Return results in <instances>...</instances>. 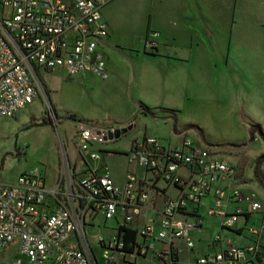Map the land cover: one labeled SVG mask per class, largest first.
Segmentation results:
<instances>
[{
    "label": "built area",
    "instance_id": "obj_1",
    "mask_svg": "<svg viewBox=\"0 0 264 264\" xmlns=\"http://www.w3.org/2000/svg\"><path fill=\"white\" fill-rule=\"evenodd\" d=\"M111 1L0 0V117L14 118L38 97L39 70L62 71L67 78L107 79L108 28L101 11ZM156 38V33H149L145 48L154 51ZM128 125L135 127L134 122L78 126L73 138L76 160L65 158L64 184L59 181L48 188L36 168L22 172L12 183H0V264H114L116 254L131 260L151 254L156 264H176L177 241L182 240L189 252L194 249L190 232L202 224L196 209L209 195L213 202L208 215L218 219L221 230L238 233L239 218L263 217L257 226H243L246 245L229 244L216 234L213 249L199 255L195 264H261L264 204L256 193L237 187V168L212 148L188 137H182L179 147H165L145 132L141 138L132 137L122 153L144 178L128 172L122 185L114 183L104 159L115 154L111 144L124 136L115 138V131ZM157 183L176 190L159 211L152 206L156 193L152 186ZM147 207L151 217L137 231L134 251L127 253L118 230ZM97 215L116 219V234L106 240L95 235L91 247L86 229L94 226ZM13 245H18L23 260L4 259ZM98 250L99 259L94 257Z\"/></svg>",
    "mask_w": 264,
    "mask_h": 264
},
{
    "label": "rangeland",
    "instance_id": "obj_2",
    "mask_svg": "<svg viewBox=\"0 0 264 264\" xmlns=\"http://www.w3.org/2000/svg\"><path fill=\"white\" fill-rule=\"evenodd\" d=\"M118 1L103 11L105 14L106 10H114L117 18L114 40L122 44L116 49L105 46L108 56L106 80L94 75L67 78L62 71L39 70L38 97L14 118L0 117V183H12L22 172L36 168L44 175L48 188H52L59 181L64 184L65 158L68 156L71 162L76 160L73 138L78 126H122L129 122H134L133 130L111 144L117 151L104 159L105 167L117 184L128 172L143 178L142 170L128 165L122 153L128 148L132 137L141 138L145 132L157 137L165 147L177 145L181 139H177L176 135H184L182 137H188L202 147L212 148L219 157L233 164L240 174L252 175L255 160L264 156V142L257 133L250 141L248 133L250 126L255 125L264 134V106L261 107L258 96L262 76L258 70H235L234 76L225 82L221 103H191L179 110L175 117L169 111L161 109L162 103H168L167 98L142 87L138 74L141 67L137 59L139 57L128 49L130 45L139 50L143 48L144 43L140 42L138 37L146 30L150 20L152 0ZM230 83H233L234 91L236 90L233 98L227 91ZM238 93L243 103L235 102L234 97ZM262 93L264 94V91ZM225 94L230 96L225 97ZM143 97L146 102L141 101ZM145 105H159L161 108L151 110L152 115H143L142 107H146ZM245 112L251 116H246ZM186 126L198 128L204 136V141L197 130H185ZM257 138L259 141L255 140ZM217 145L223 147H216ZM69 165L71 166V163ZM262 166L260 170L264 178ZM255 183L262 192V188L256 181ZM157 187L161 188L162 184L158 183ZM152 189L155 187L152 186ZM175 193L176 190L170 187L168 194L173 196ZM212 202L211 197L206 199L202 209L204 227L200 237L204 242L217 233L218 219L209 216L207 212ZM156 217L153 215V218ZM117 219L121 220L120 217ZM134 223L135 221L129 224ZM237 223L238 226L242 225V218H239ZM93 225L86 229L91 247H95L94 235H100L106 240L116 234V219L104 220L101 215H97ZM192 232L193 237L197 238V231ZM243 232L246 235L247 231ZM223 233L228 240H234L236 237L235 233L228 230ZM96 253L99 256V250ZM1 257L0 254V259ZM3 257L6 260H23L18 245L8 248ZM129 261V256H113V262L116 264H131ZM136 264H152L151 254L144 259L137 257Z\"/></svg>",
    "mask_w": 264,
    "mask_h": 264
},
{
    "label": "crops",
    "instance_id": "obj_3",
    "mask_svg": "<svg viewBox=\"0 0 264 264\" xmlns=\"http://www.w3.org/2000/svg\"><path fill=\"white\" fill-rule=\"evenodd\" d=\"M115 2L116 0L111 1L101 11L102 19L108 28V38L105 46L112 49L120 47L121 44L115 41L114 33L117 18L114 10H106L105 14L103 11ZM117 2L119 1L117 0ZM149 21L146 30L138 37L139 41L144 43L143 48L139 50L134 45H130L128 49L130 52L135 53L136 57H139L137 59L141 67L138 74L143 84L142 87L151 91V93L162 94L161 97L167 98L168 103H162V108L159 105L155 107L145 105L146 108L152 111L161 108L176 117L179 110L186 108L191 103H221L223 90L226 87L225 82L231 76H234L235 70L238 72L247 68L258 70L259 75L262 76V86H260L258 96L263 108L264 0H152ZM147 28H149V33L157 34V47L154 51L145 48ZM105 54L108 72L106 50ZM227 91L233 98L236 91H234L233 83L227 86ZM229 94H225V97ZM141 99V101L146 102L144 97ZM234 100L239 104L240 101L244 102L240 97V93L236 94ZM245 115L251 116L246 112ZM182 136L176 135L177 139H182ZM255 140L259 141L258 138ZM180 143L181 140L172 148L179 147ZM262 167L264 168V165ZM184 173V171H179L181 176ZM123 179L119 184L113 180L116 185H122ZM157 185L158 183L155 186L156 193L152 196V206L159 211L164 201L167 198L175 197L176 193L173 196L169 195L168 190L170 187L166 188L162 185L161 188H158ZM237 187L243 192L256 193L264 204V190L261 188L262 192L258 190V186L250 173L240 174L238 170ZM158 191L160 193H157ZM210 197L211 195L207 196L196 209L197 214L202 218V224L200 229L196 230L197 238H194V235L191 234L194 232H190L194 243L193 251H187L182 240L176 242L175 246L180 251L176 264H195V260L199 255L213 249L211 240L216 234H220L229 244L246 245L248 239L244 235L243 226H257L262 220L263 216L261 214H253L243 218L242 225L238 227L239 230L238 233H235L234 240H228L223 235L224 230L220 229L217 220V233L204 242L200 237L204 227L202 209L206 199ZM239 207L244 209L242 204ZM141 211L134 218V225L129 224L128 228L139 231L142 225L151 217L149 207L143 208ZM159 245L155 243V247ZM94 257L100 258L99 256ZM137 257L144 259L147 256ZM137 257L129 262L136 264ZM151 263H157L152 256ZM261 264H264V260Z\"/></svg>",
    "mask_w": 264,
    "mask_h": 264
},
{
    "label": "trees",
    "instance_id": "obj_4",
    "mask_svg": "<svg viewBox=\"0 0 264 264\" xmlns=\"http://www.w3.org/2000/svg\"><path fill=\"white\" fill-rule=\"evenodd\" d=\"M149 35V28H147L146 31V38ZM145 38V40H146ZM146 51V50H144ZM143 108V114H151L152 115V111L146 107H142ZM43 124L45 123V120H43L42 122ZM189 129H195L199 132V135L201 137V140L204 141V136L202 134V132L196 128L195 126H186L185 130H189ZM174 131L175 127H174ZM248 133H249V140L252 141L253 140V136L255 133H257V135L260 137V139L264 142V134L260 131V128H258V126L252 125L250 126V128L248 129ZM216 147H223L222 145H217ZM236 148V147H235ZM264 165V156L257 158L254 162V168H253V179L258 183V185L264 190V178L262 176L261 173V166ZM122 235V241L124 242V251L127 253H132L134 251V247L136 246V240H137V231L128 227H121L118 230V236ZM129 244H131L129 246Z\"/></svg>",
    "mask_w": 264,
    "mask_h": 264
},
{
    "label": "water",
    "instance_id": "obj_5",
    "mask_svg": "<svg viewBox=\"0 0 264 264\" xmlns=\"http://www.w3.org/2000/svg\"><path fill=\"white\" fill-rule=\"evenodd\" d=\"M133 128L132 125H128L125 128H120L115 131V138H119L120 135H125Z\"/></svg>",
    "mask_w": 264,
    "mask_h": 264
}]
</instances>
